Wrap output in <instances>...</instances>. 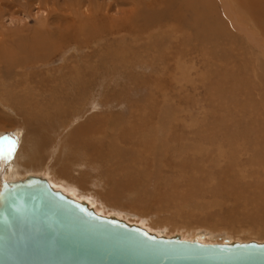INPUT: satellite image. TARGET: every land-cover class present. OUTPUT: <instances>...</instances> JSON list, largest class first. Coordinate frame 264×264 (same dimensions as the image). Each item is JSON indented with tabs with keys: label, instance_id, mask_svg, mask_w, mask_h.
<instances>
[{
	"label": "rangeland",
	"instance_id": "374dc122",
	"mask_svg": "<svg viewBox=\"0 0 264 264\" xmlns=\"http://www.w3.org/2000/svg\"><path fill=\"white\" fill-rule=\"evenodd\" d=\"M225 1L0 0V145L20 134L16 165L50 145L13 181L76 183L157 236L264 242V0Z\"/></svg>",
	"mask_w": 264,
	"mask_h": 264
},
{
	"label": "water",
	"instance_id": "95a60500",
	"mask_svg": "<svg viewBox=\"0 0 264 264\" xmlns=\"http://www.w3.org/2000/svg\"><path fill=\"white\" fill-rule=\"evenodd\" d=\"M0 264H264V242L158 237L28 177L0 187Z\"/></svg>",
	"mask_w": 264,
	"mask_h": 264
},
{
	"label": "bare ground",
	"instance_id": "6f19581e",
	"mask_svg": "<svg viewBox=\"0 0 264 264\" xmlns=\"http://www.w3.org/2000/svg\"><path fill=\"white\" fill-rule=\"evenodd\" d=\"M201 1V0H200ZM238 3H240V4H242V6L245 8V9H247L249 12L251 11L252 13H255L254 14V16L255 15H257V9L255 8V7H253L252 6V3H253V0H236ZM202 2H203V0H202ZM222 2H223V6H224V11L225 12H228L229 10H230V7H229V4H227V2L225 1V0H222ZM195 3L196 4H194L193 2H192V4H190L189 6H191L192 8L194 7V8H196V6H197V3L199 4V1H195ZM206 4V3H205ZM247 6V7H246ZM207 9L205 10V11H208L209 9H212V6L211 5H209V6H205ZM197 9V8H196ZM196 11V10H195ZM194 11V12H195ZM199 11V10H198ZM198 11H196V12H198ZM204 11V10H203ZM250 12V15H252L253 16V14ZM199 15V14H198ZM216 30H217V27H216ZM215 30V31H216ZM220 30V29H219ZM220 32V31H219ZM217 34V33H216ZM33 48L34 49H38V47H37V43L36 42H34L33 43ZM36 60V59H35ZM31 105V104H30ZM62 117V116H61ZM64 118V117H63ZM42 125V124H41ZM46 126V125H45ZM44 127V126H43ZM78 127V126H77ZM93 127V125H92V123H89V121L86 123V124H84V125H82L81 127L79 126V129H78V131L76 132V134L75 135H73L72 136V139L74 138V140L77 142V143H79V144H81V145H83V146H87V143L86 142H89L90 144H92L91 143V139L90 138H88V130L89 129H91ZM47 128V127H46ZM41 129V128H40ZM261 133V132H260ZM264 133V132H263ZM262 133V134H263ZM95 134V133H94ZM264 136V135H263ZM263 136H261V137H263ZM15 138H16V140H14V141H12V142H10V143H8V144H6L5 142H3L2 141V144L0 145V187H1V185L3 184V183H9V182H14L13 180L14 179H12L13 177H15L16 175H18V174H20V173H22L21 171H19L18 170V167H19V169H21L22 170V168L23 169H26V170H30V169H35L36 170V168L37 167H35L34 165H30L31 164V162L32 161H35L36 163H38L39 161L40 162H45L46 161V159H44L42 156V154L44 153V149H47V150H49L48 148L50 147V145L48 146L47 145V143H48V141H44L43 143L41 142V143H37V144H34V150H32V151H29V152H31V153H29L28 151H27V154H26V152H25V154H26V156L24 157V158H26V160H25V163L24 164H22V163H19V162H17V165H16V156L14 157L13 156V150L14 149H12L13 148V146H14V144H13V142L14 143H16L17 141H18V143H19V134L18 135H16V136H14ZM78 138H81L83 141L82 142H78ZM18 139V140H17ZM80 139V140H81ZM262 139V138H261ZM79 140V141H80ZM261 141V140H260ZM24 142V141H23ZM26 144H27V141H26ZM30 144V143H29ZM33 144V143H32ZM52 144V143H51ZM26 146V145H25ZM29 146V145H28ZM15 147V146H14ZM53 148H54V146H52ZM51 147V148H52ZM27 149V148H26ZM99 151H101L99 148H95L94 146H93V148H92V153L93 154H96V153H98ZM52 152H53V150H52ZM24 155V154H23ZM46 156V155H45ZM51 156V155H50ZM258 157H259V155H258ZM42 158V159H41ZM44 159V160H43ZM261 159V158H260ZM263 159V158H262ZM49 160V159H48ZM261 162H263V161H261ZM41 164V163H40ZM45 164V163H44ZM46 165V164H45ZM44 165V166H45ZM50 169V168H49ZM40 171V170H39ZM57 174V173H56ZM63 174V173H62ZM45 175V174H44ZM65 175V174H64ZM52 176V175H51ZM56 176H58V175H56ZM28 177H34L33 175L32 176H27L26 178H28ZM36 178H39V177H36ZM62 178V177H61ZM25 179V178H24ZM23 179V180H24ZM43 179V178H42ZM67 179V178H66ZM23 180H20V181H23ZM44 180H46V179H44ZM56 180V179H55ZM58 180V179H57ZM64 180V179H63ZM63 180H61V181H63ZM47 181V180H46ZM16 182H18V181H16ZM48 182V181H47ZM56 182V181H55ZM64 182H66V183H58L59 185H63L64 187H66L68 190H69V195L67 194V193H65V195L67 196V197H69V198H71V199H73V200H76V201H78V202H82V203H85V204H87L91 209H93V207L90 205V204H88V203H86V202H84V201H80V200H77V199H74V195H75V189L76 188H74V187H77L76 185V183H70V182H68V181H64ZM49 183V185L51 186V188H53L54 190H56V191H60L61 193H63V191L62 190H59V189H56L55 187H53L52 186V184L50 183V182H48ZM64 194V193H63ZM73 196V197H72ZM261 196V195H260ZM94 210V209H93ZM95 211V210H94ZM95 213H97L96 211H95ZM98 214V213H97ZM107 217H110V216H107ZM111 217H113V216H111ZM116 218V217H115ZM118 219V218H117ZM139 227V226H138ZM141 228V227H140ZM145 230V229H144ZM147 231V230H146ZM148 232V231H147ZM150 233V232H149ZM151 234V233H150ZM155 235V234H154ZM155 236H157V235H155ZM158 237H163V236H158ZM166 238V237H165ZM167 238H170V237H167ZM187 241H197V240H195V239H191V240H187ZM198 242V241H197ZM199 243H201V242H199ZM230 243V242H229ZM201 244H205V243H201Z\"/></svg>",
	"mask_w": 264,
	"mask_h": 264
},
{
	"label": "crops",
	"instance_id": "0c3cea01",
	"mask_svg": "<svg viewBox=\"0 0 264 264\" xmlns=\"http://www.w3.org/2000/svg\"><path fill=\"white\" fill-rule=\"evenodd\" d=\"M26 137H27V136H26ZM14 138H15V137H14ZM19 138H20V134H19ZM21 141H24V140H23V138H22V140H21ZM3 142H5L6 144H8V143L12 142V140H10V141H9V140H8V141H6V140H3ZM23 163H24V162H23ZM35 163H36V162H35Z\"/></svg>",
	"mask_w": 264,
	"mask_h": 264
},
{
	"label": "snow or ice",
	"instance_id": "6c2138e0",
	"mask_svg": "<svg viewBox=\"0 0 264 264\" xmlns=\"http://www.w3.org/2000/svg\"><path fill=\"white\" fill-rule=\"evenodd\" d=\"M0 139H2V138H0Z\"/></svg>",
	"mask_w": 264,
	"mask_h": 264
}]
</instances>
